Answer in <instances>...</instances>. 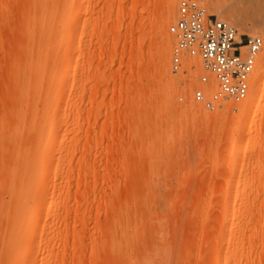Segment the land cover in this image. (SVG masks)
Wrapping results in <instances>:
<instances>
[{
	"label": "rangeland",
	"instance_id": "374dc122",
	"mask_svg": "<svg viewBox=\"0 0 264 264\" xmlns=\"http://www.w3.org/2000/svg\"><path fill=\"white\" fill-rule=\"evenodd\" d=\"M200 2L262 39L213 110L170 70L176 0H0V264H264V0Z\"/></svg>",
	"mask_w": 264,
	"mask_h": 264
},
{
	"label": "built area",
	"instance_id": "2783aa9c",
	"mask_svg": "<svg viewBox=\"0 0 264 264\" xmlns=\"http://www.w3.org/2000/svg\"><path fill=\"white\" fill-rule=\"evenodd\" d=\"M170 54L172 74L187 73L185 58H197L208 75L199 77L193 100L206 110L224 101L241 102L249 94L256 56L262 46L259 36L241 38L228 21L206 15L200 0H176Z\"/></svg>",
	"mask_w": 264,
	"mask_h": 264
},
{
	"label": "bare ground",
	"instance_id": "6f19581e",
	"mask_svg": "<svg viewBox=\"0 0 264 264\" xmlns=\"http://www.w3.org/2000/svg\"><path fill=\"white\" fill-rule=\"evenodd\" d=\"M171 2V3H169V4H172V1L173 0H168V2ZM168 7H170V5L168 6ZM213 8H215V9H217V11H219V12H224V11H226L227 10V7H226V5H215V6H213ZM169 10V9H168ZM168 12V11H167ZM259 55V54H258ZM263 55H264V53H263ZM199 62V61H198ZM66 67L63 69V70H59V71H55V76H56V78H63V77H67V76H69V75H71L72 74V72H73V70H74V63H73V61H72V59L70 58V59H66ZM263 70H264V65H262L261 67H260V71H259V75H258V77H260L261 76V74H262V72H263ZM30 72V71H29ZM254 73V72H253ZM35 75H36V73H35ZM35 75H34V77H32V78H34V80H35ZM37 75H38V72H37ZM31 76V75H30ZM37 77V76H36ZM39 77V76H38ZM33 80V79H32ZM31 80V81H32ZM29 81V80H28ZM35 83H36V80H35ZM35 85V84H34ZM28 86V85H27ZM252 86H253V92L255 93V90H257L256 89V84H255V82L252 84ZM48 89V88H47ZM53 88H50V90H49V92H48V96L49 95H51L52 93H53V90H52ZM20 90V89H19ZM26 90V89H25ZM34 93H35V91H34ZM54 95V94H53ZM52 96V95H51ZM255 97V96H254ZM253 97V98H254ZM260 98H258V100H259ZM258 100H255L254 99V101H258ZM256 103V102H255ZM249 106H250V103H248V102H246L245 103V105H244V109L245 110H247L248 108H249ZM20 115V114H19ZM18 116V115H17ZM17 116H16V118H17ZM21 119V118H20ZM19 125V124H18ZM53 129H54V121H53V119L52 118H50V119H48V122H47V130H48V137H45L44 139H42V138H40V137H38V139H39V142L41 143V145H43L44 144V151H43V155H38V154H33V156H32V165H31V167H32V170L34 171V172H36L37 170H39L40 171V169L38 168L39 167V165L38 164H40V159H41V157L42 156H47L49 153V143H50V137L51 138H53V135H54V132H53ZM236 145V142L235 141H233L232 142V144H231V146L232 147H234ZM27 170V169H26ZM29 170V169H28ZM33 172V173H34ZM28 175V174H27ZM26 176V175H25ZM24 179H25V177H24ZM24 181V180H23ZM23 186V185H22ZM27 201V200H26ZM31 204V203H30ZM20 205V204H19ZM25 206V205H24ZM17 208V207H16ZM28 208V207H27ZM24 223H27V226H28V229L26 230V231H24V233H22V234H20L16 229H13L12 228V231H11V234H10V238H9V245H10V248L12 249V248H15V247H17L18 246V244L20 243V241L21 240H24L25 238H27V236L29 235V233L32 231V229L33 228H35L36 226H35V224H33V223H31V222H24ZM15 228V227H14ZM16 257H17V255L16 254H14V255H12V260L14 261V260H16Z\"/></svg>",
	"mask_w": 264,
	"mask_h": 264
}]
</instances>
